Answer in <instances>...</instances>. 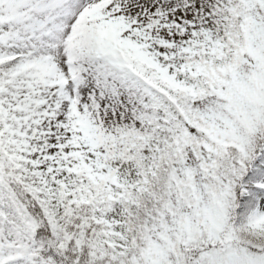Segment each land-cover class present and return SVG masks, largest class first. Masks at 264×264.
<instances>
[{"label": "snow or ice", "instance_id": "snow-or-ice-1", "mask_svg": "<svg viewBox=\"0 0 264 264\" xmlns=\"http://www.w3.org/2000/svg\"><path fill=\"white\" fill-rule=\"evenodd\" d=\"M0 264H264V0H0Z\"/></svg>", "mask_w": 264, "mask_h": 264}]
</instances>
